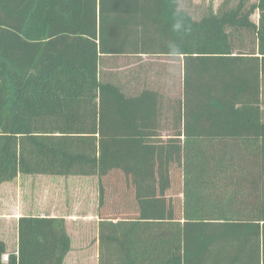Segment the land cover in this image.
I'll list each match as a JSON object with an SVG mask.
<instances>
[{"label": "trees", "instance_id": "trees-1", "mask_svg": "<svg viewBox=\"0 0 264 264\" xmlns=\"http://www.w3.org/2000/svg\"><path fill=\"white\" fill-rule=\"evenodd\" d=\"M179 2L0 0V183L96 175L101 205L103 177L124 172L138 212L101 220L99 264H264V0L199 20ZM140 54L184 59L176 167L159 94L103 69ZM71 250L64 218L23 216L0 264H64Z\"/></svg>", "mask_w": 264, "mask_h": 264}, {"label": "crops", "instance_id": "crops-1", "mask_svg": "<svg viewBox=\"0 0 264 264\" xmlns=\"http://www.w3.org/2000/svg\"><path fill=\"white\" fill-rule=\"evenodd\" d=\"M180 8L183 9L181 0ZM257 15L258 12L253 15ZM116 57H124L125 59H133L132 63L127 64L124 68L128 72L127 76L131 80L124 81L121 76H116L117 80L122 81L127 86V91L133 94L140 93L143 89H152L159 94L164 106V128L160 131V136L163 139L161 144L168 143L167 141L174 142L177 145H182L184 139L183 134L179 135L182 130V120L180 111L182 109L183 102V89H184V59L179 55H118ZM148 57H153L154 61L162 60V67L167 68V71L163 70V73L158 74L157 81H151L147 77H152L150 74L143 75L146 65L145 60ZM160 57V59H159ZM138 62H135V61ZM120 69V68H119ZM167 72V73H166ZM143 75V76H142ZM118 81V82H119ZM163 81V83H161ZM180 120V121H179ZM179 121V122H178ZM180 125V127H178ZM164 140L166 142H164ZM173 170V169H172ZM116 174H122L125 176V188L124 191L119 193L117 191L114 195L105 193V200L100 205L99 201V178L96 175L90 176H59V175H29L19 174L13 181L0 183V200L4 199L3 211H0V239L4 240L7 245V253H18L19 249V219L23 216H42V217H61L66 220V228L72 240V250L65 258L64 264H99L100 261V222L102 219H111L117 221L122 217H135L138 212L137 200L131 184L128 182L127 176L121 170H114L105 177V181L108 177H112ZM121 175V176H122ZM36 176L37 180L42 183L38 184V196L41 197L38 200L36 207H30L24 204L23 200H17L18 186L15 184L16 180L27 179L26 177ZM23 177V178H22ZM41 177V178H40ZM31 179V178H30ZM65 180H89L91 198L89 199V207L87 211H81L82 206H79L76 202L69 205H61L56 203V190L60 186L61 181ZM38 182V183H39ZM120 182V181H119ZM97 183V184H96ZM59 184V185H58ZM62 184V183H61ZM121 185V182H120ZM105 189L106 186H105ZM74 236H77L80 245L77 246L74 241ZM8 238L12 240V247L10 248ZM5 255V259L8 257Z\"/></svg>", "mask_w": 264, "mask_h": 264}, {"label": "rangeland", "instance_id": "rangeland-1", "mask_svg": "<svg viewBox=\"0 0 264 264\" xmlns=\"http://www.w3.org/2000/svg\"><path fill=\"white\" fill-rule=\"evenodd\" d=\"M181 2H182V6L184 7V9L190 12L196 20H199L202 18L203 15L206 14V12L210 8H212L215 12H217L223 0H181ZM253 17L255 20H257L256 14L253 15ZM151 58L153 57H148V59L145 60V63L147 62L150 64ZM138 61L136 60L135 62H138ZM132 62H133V59H130V58L125 59L124 57L118 58L116 56L107 57L104 60L103 69L105 70V72L114 74L117 77L121 76L126 82L128 80H131L130 77L128 78L127 76L128 72L126 70H128L129 68H133V67L124 68V66ZM151 62H153L154 64L144 66L145 69H144L143 75L148 73L152 75V77H147L149 78V80L157 81L155 76H157L160 73H163V70L167 71V68L162 67L161 65H155L157 63L163 64L162 60L154 61L153 59H151ZM161 83H163V81ZM164 142L166 141L164 140ZM167 142L168 143L163 144L164 146L163 151L165 154L172 155L173 157L172 160L174 161L172 163H173V166L176 167L179 163L178 160L180 161V157H179L180 154L178 153L175 154V153L181 151V145L175 144V141L172 143L171 141H167ZM171 169L172 168L166 169L165 176H168L169 180H181L179 169H176V173L174 175ZM121 175L116 174V175H113L112 177L109 176L108 180L105 181V186L107 188L106 189L107 194L114 195L117 191H119V193L124 191V188L126 186L125 185L126 178L125 176L123 175L121 176ZM26 178L27 179L15 181V184L18 186L16 199L17 200L22 199L24 204L30 207H36V205L38 204V200L41 199V197L38 196V190H39L38 184L42 185V183L37 180L36 176H31V177L28 176ZM119 181L121 182V185ZM88 182L89 180L87 181L86 180L84 181L83 180H65V181L62 180L61 181L62 184L60 183V186H58L57 188L56 187L54 188L56 190L55 194L57 196L55 198L56 203L61 204V205H65V204L69 205L73 202H76L79 206L83 207L81 211H87L88 208L86 206L89 207L88 202H89V199L91 198L90 192L88 193V191L90 190V187L88 185L90 183ZM103 183H104V180H103ZM176 190L177 189H176L175 184L173 182L170 183L169 194L175 193ZM176 197L178 198V196ZM3 201L4 199L0 200V211H3L4 207L6 206L5 204H3ZM8 241H9V245L11 248L13 245L12 240L8 238ZM74 241L77 246L80 245V242L78 241L77 236H74Z\"/></svg>", "mask_w": 264, "mask_h": 264}, {"label": "built area", "instance_id": "built-area-1", "mask_svg": "<svg viewBox=\"0 0 264 264\" xmlns=\"http://www.w3.org/2000/svg\"><path fill=\"white\" fill-rule=\"evenodd\" d=\"M7 259V258H6Z\"/></svg>", "mask_w": 264, "mask_h": 264}]
</instances>
